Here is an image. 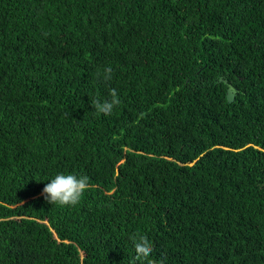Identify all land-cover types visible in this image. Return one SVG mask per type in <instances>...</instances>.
Segmentation results:
<instances>
[{
    "label": "trees",
    "instance_id": "16d2710c",
    "mask_svg": "<svg viewBox=\"0 0 264 264\" xmlns=\"http://www.w3.org/2000/svg\"><path fill=\"white\" fill-rule=\"evenodd\" d=\"M134 234L264 264V0H0V264H132Z\"/></svg>",
    "mask_w": 264,
    "mask_h": 264
},
{
    "label": "clouds",
    "instance_id": "9594fccd",
    "mask_svg": "<svg viewBox=\"0 0 264 264\" xmlns=\"http://www.w3.org/2000/svg\"><path fill=\"white\" fill-rule=\"evenodd\" d=\"M111 73L112 69L110 67L105 68L102 78L105 81L111 80ZM97 75L100 76L101 74L98 73ZM109 95L110 100L94 99L92 101V107L97 114L110 115L114 108L120 105L121 101L115 88L110 90ZM89 189L90 183L87 176L59 173L45 184L43 195L45 200L52 205L75 206ZM130 238L135 250L132 264H151L150 257L153 246L147 236L134 234Z\"/></svg>",
    "mask_w": 264,
    "mask_h": 264
},
{
    "label": "water",
    "instance_id": "95a60500",
    "mask_svg": "<svg viewBox=\"0 0 264 264\" xmlns=\"http://www.w3.org/2000/svg\"><path fill=\"white\" fill-rule=\"evenodd\" d=\"M234 98V91L233 90H229V100H233Z\"/></svg>",
    "mask_w": 264,
    "mask_h": 264
}]
</instances>
